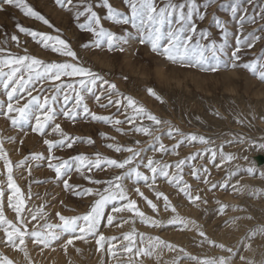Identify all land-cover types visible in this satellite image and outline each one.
Wrapping results in <instances>:
<instances>
[{"label":"snow or ice","instance_id":"snow-or-ice-1","mask_svg":"<svg viewBox=\"0 0 264 264\" xmlns=\"http://www.w3.org/2000/svg\"><path fill=\"white\" fill-rule=\"evenodd\" d=\"M243 2L244 0H224L222 5L239 26L235 35V47L229 56L231 33L227 21L213 17L215 28L220 32L219 43L212 38L207 28H198V21H204L206 16L201 7L207 9L209 5L215 4L216 0H205L203 5L198 4L197 0H159V3L157 0H123L128 8L127 14L114 7L110 0H99V3L95 0H55L57 6L72 15L79 30L92 34L93 39L81 45L85 50L102 49L106 46L111 53H126L132 42L138 41L139 45L149 47L151 53L165 58L173 65L215 73L225 61L230 60L232 68L243 67L249 72H257L259 66L262 70L258 71L257 75L264 80V58L237 63L241 61L245 49H252L258 41L264 40V23L252 31H244L245 23L255 24L257 17L264 21V6H261V11L254 17L247 14V9L242 7ZM247 3L252 4L253 0H247ZM9 7L19 9L24 16L34 18L53 29L55 34L36 31L20 23L15 25L20 33L31 37L32 41L43 49L56 54L57 59L49 61L39 58L30 54L27 48L23 49L24 54L0 48V87L7 97L6 104L0 101V116L22 133L19 139L21 146L29 136L25 126L34 117L31 133L43 138L47 149L46 156L40 151H31L29 155H24L14 163L9 158L4 141L7 139L13 142L16 137L0 135V232L3 233L5 245L23 253L25 264H35L29 255L26 239H30L32 245L38 246L41 253L46 249L55 251L57 245L65 254L69 252L70 246L80 253L82 249L76 247L77 243L91 245L94 242L95 252L100 254L101 264H104L105 252L108 264H145L141 257H155L157 264H160L165 250L175 255L164 261V264H180L182 259H187L193 264H236L234 257L239 243L236 246L218 243L206 233L204 226L196 219L181 214L180 204L174 203L170 194H166L158 186L159 180L166 181L181 193L190 205L200 209L201 205H206L208 201L202 197L198 187L194 188L185 179V168H190L189 174L196 181L202 180L204 185H210L206 191L211 192L217 188V183L209 179L208 167L193 161L197 158L203 160L205 153L208 154L207 160L210 163L217 157L221 163L236 160L237 157L233 153H225L223 150L224 143L232 141L221 142L218 150L213 146L215 142L206 135L184 133L172 121L154 114L133 95L124 94L116 83L110 82L104 75L85 65L65 32L54 27L27 0H0V11H6ZM99 7L106 9L108 21L116 25H130L134 31L125 30L123 34H117L104 27L103 18L94 10ZM238 13L239 18L236 19ZM11 39L20 46L21 42L15 34ZM124 79L127 80V77ZM147 92L157 101L164 102L153 88L148 87ZM89 96H94L95 102L102 109H111L114 106L115 113L104 115L91 111L86 102ZM102 100H106V103H100ZM121 109L123 119L117 118ZM215 115L219 116V111ZM61 116L72 123L90 118L91 121L110 125L117 133H124L126 136L141 134L148 137V140L144 144L139 140L134 144H122L116 141V137L106 136V140L113 141L107 143L106 147L121 154L122 158H113L100 151H95L92 156L83 153L75 155L71 158L74 171L90 186L72 183L70 178L73 174V163L55 156L54 150L72 149L81 141L94 145L95 141L90 136L85 138L69 134L62 128L61 123L57 122ZM125 124L130 127L124 128ZM165 128L167 136L176 140L170 146L161 139L162 130ZM104 135L101 133V136ZM240 139L242 141L243 137ZM185 142L188 145L199 143L203 148L175 160L174 163L157 159L154 155L147 156L145 161L143 153L147 147H152L154 154L178 155L177 149ZM16 151L19 152L20 148ZM42 160H47V168L54 173L52 184L59 186L62 183L65 193L89 201L85 211L75 215H64L55 211L53 219L49 211L51 201L46 199L48 194L40 196L32 191V164L29 162ZM215 166L220 168L219 164ZM25 168L27 177L23 175ZM14 169L20 171L22 179L27 180L26 191L18 183ZM111 169L121 171L111 178H97L99 173ZM239 170L240 166L236 165L235 170L228 171L227 177L235 176ZM247 171L251 173L253 169L248 168ZM125 180L130 181L134 187L129 188ZM140 182H143L142 185ZM226 183L227 179L220 183L219 187L223 189ZM233 190L240 195L255 194L249 192L240 180L236 181ZM33 197L41 201L36 206L31 203ZM5 198L7 208L15 214L14 220L5 215ZM216 203L219 205L218 215H225V209L228 207L233 211L239 208L238 205H228L219 200H216ZM60 204L63 205L64 201L61 200ZM109 207L110 210L106 211ZM68 210L76 212L74 207ZM240 219L241 216H231L225 219L223 224L225 227H235ZM247 219L252 217L248 216ZM117 221L119 223H115ZM137 221L157 230L172 227L180 231L195 232L198 237L195 239L197 246H215L226 255L207 258L193 255L184 247L171 243L160 235L139 231L135 226ZM124 225L130 227L119 236L106 235L104 231L113 226L122 228ZM257 233L264 236V226L249 229L247 236L241 237L240 242L251 240ZM244 248L252 251L250 243H244ZM239 261L241 264H254L253 260L244 255H240ZM0 264H18V261L0 252ZM260 264H264V260Z\"/></svg>","mask_w":264,"mask_h":264},{"label":"rangeland","instance_id":"rangeland-1","mask_svg":"<svg viewBox=\"0 0 264 264\" xmlns=\"http://www.w3.org/2000/svg\"><path fill=\"white\" fill-rule=\"evenodd\" d=\"M37 11L44 15L51 24L56 28H60L65 35L73 43L78 50L80 58L85 65L90 66L94 71L104 75L110 82L116 83L118 88L126 95H133L141 104L154 114L163 119H168L179 127L184 133H198L204 134L206 137L214 141V145L219 150L221 142L232 141V143H224L223 150L225 153H233L237 159L234 161H225L221 163L220 158L213 162L207 160V153L204 154L203 160L197 158L193 163H203L209 169V179L217 183V188L211 192L206 191L210 185H204L202 180L196 181L190 176V168H185V179L193 185L198 187L203 198H206L208 203L201 205L197 209L189 204L186 198L183 197L175 188L168 185L166 181L159 180L158 186L164 190L166 194H170V198L174 203L180 204V212L193 219L204 226L206 233L214 238L218 243H225L228 246H236V256L234 260L236 264H241L239 261L240 255H244L254 261V264H260L264 260V236L257 233L251 240L240 242V238L247 236L249 229H256L264 226V164L257 166L253 160V156L264 155V80H261L257 72L262 69L257 66V72H249L243 67L232 68L231 62L225 61L215 73L200 72L197 69L173 65L163 57H158L151 53L150 48L144 45H139L138 41H133L131 47L126 53H111L106 49H83L81 45L93 39L91 33L79 30L76 27V22L72 15L61 9L55 4V0H27ZM99 3V0H95ZM159 3V0H157ZM205 0H197L198 4L203 5ZM118 10H122L125 14L128 13L127 6L123 0H110ZM224 0H216L215 4L209 5L207 9L201 7V11L206 12L205 20L198 21V28H207L217 42H221L220 32L215 28L213 17H219L228 22L231 39L229 41L228 54L231 55V50L235 47V35L238 30V25L235 23L222 7ZM261 6H264V0H253L252 4H248L244 0L242 7L247 9V14L256 16V13L261 11ZM102 19V25L117 34H123L125 30L134 31L130 25H116L112 21L106 19V9L102 7L95 8ZM239 18V13L237 18ZM16 23H20L24 27L32 28L36 31H46L55 34L52 28L44 25L42 22L31 17H26L23 13L14 7L7 8L6 11H0V48H5L7 51L13 53L24 54L23 49L27 48L30 54L37 55L51 61L57 59L56 54L50 50L43 49L40 45L32 41L31 37L20 33L16 29ZM264 21L256 18V23H245L244 31H252L257 28ZM15 34L20 43L11 39ZM259 34V33H258ZM135 52V55H133ZM264 58V40L258 41L252 49H245L242 53L241 61L238 64L251 62L253 59ZM223 60V57H222ZM127 77V80L124 79ZM153 88L158 95H160L164 102L157 101L155 97L150 96L147 88ZM35 94V93H34ZM0 101L5 104L7 97L4 94L3 88L0 87ZM25 101H21L24 103ZM89 104L90 110L97 114H111L115 113V107L111 109H102L95 102L94 96H89L86 101ZM100 103H106L102 100ZM219 111L220 115L215 113ZM117 118L123 119V109L121 113L117 114ZM241 121V122H238ZM62 128L69 134L78 135L82 137H92L95 141L94 145H88L86 141H81L73 146L72 149H55L54 155L61 159H68L73 163V174L70 178L72 183H82L85 186H90L87 181L74 171V162L72 157L78 154H85L92 156L95 151H100L104 155L113 158H122L121 154L115 153L113 150L106 147L107 143L113 142L106 140V136L116 137V141L122 144H134L139 140L141 144L147 142L148 137L141 134L133 136H126L124 133H117L110 125L102 122L88 120H78L72 123L66 118L58 119ZM34 123V117L25 126L29 136L25 138V144L20 145L19 139L22 133L14 129L10 122H7L0 116V135L4 137L15 136L13 142L5 139V148L9 153V158L14 162H18L24 155H29L31 151H40L45 156L47 155L46 145L43 144V138L37 134L31 133V125ZM124 128L130 125H123ZM104 133V136H101ZM241 137L243 140L241 141ZM55 138V137H49ZM162 142L166 145L175 143L176 140L167 136V129L162 130ZM178 139V137H177ZM158 146V145H156ZM20 148L17 152L16 149ZM203 146L199 143L188 145L186 142L182 144L176 154H154L152 147H147L143 156L146 158L149 155H154L157 159H162L169 163H174L175 160L184 158L187 155L202 150ZM32 164V191L44 196L47 193L46 199L51 201L49 209L50 215L55 219V211H60L64 215H75L77 212H83L86 209L89 201L86 198L73 197L63 191L62 183L57 186L51 183V178L54 173L47 168V160L30 161ZM219 164L220 168L215 165ZM236 165L240 166V170L233 177H227L229 170H235ZM248 168L253 171L249 173ZM144 170V169H142ZM0 171H2V161H0ZM121 170L111 169L106 170L105 173H99L97 178L107 179L112 175L119 174ZM147 172V170H144ZM15 176L18 183L27 190L28 182L21 178V173L14 169ZM23 175L27 177V169L23 171ZM227 179L225 187L221 189L220 183H224ZM240 180L241 184L246 185L249 192L255 194L249 195L245 193L240 195L233 190L236 181ZM141 185L143 182H140ZM125 184L129 188L134 187L130 181L125 180ZM150 198L151 194L147 193ZM55 197V199H53ZM64 204L61 205L60 201ZM216 200L228 205H238L239 208L233 211L231 207L225 209V215H218L219 205ZM41 201L33 197L31 203L36 206ZM67 206V207H65ZM75 208L76 212L68 210V208ZM146 208V206L142 205ZM207 209L205 212L204 209ZM240 209H245L241 211ZM110 207L106 209L109 211ZM150 213V209L147 210ZM5 215L9 219L14 220L15 214L11 209L7 208L5 198ZM231 216H241L242 219L237 221L235 227H225L223 221ZM251 216L252 219H247ZM119 223V221L115 222ZM137 229L146 234L160 235L161 238L167 239L171 243L184 247L189 253L200 256L201 258L218 257L219 255H226L222 250L215 246H197L195 239H198L195 232L180 231L178 228L167 227L164 229H153L146 225H141L139 221L136 222ZM130 225H124L122 228L110 227L104 229L106 235L119 236L122 231L128 230ZM67 237L65 236V239ZM244 243H250L252 251L244 248ZM26 244L29 249V255L35 264H101L100 254L95 252L94 242L91 245L77 243L76 247L82 249L80 253L75 251V248L70 246L69 252L65 254L63 249L56 246V250L50 249L40 252L38 246L32 245L30 239H26ZM0 252L8 255L10 258L18 261V264H25L23 253L17 252L10 246H6L3 240V233L0 232ZM175 253H169L165 250L161 257L160 264L164 261L170 260ZM145 264H157L155 257H141ZM104 264H108V257L105 252L103 257ZM180 264H193V262L182 259Z\"/></svg>","mask_w":264,"mask_h":264},{"label":"water","instance_id":"water-1","mask_svg":"<svg viewBox=\"0 0 264 264\" xmlns=\"http://www.w3.org/2000/svg\"><path fill=\"white\" fill-rule=\"evenodd\" d=\"M252 158L257 166H261L264 164V155L258 154L253 156Z\"/></svg>","mask_w":264,"mask_h":264}]
</instances>
